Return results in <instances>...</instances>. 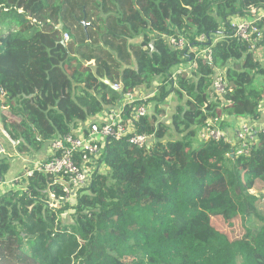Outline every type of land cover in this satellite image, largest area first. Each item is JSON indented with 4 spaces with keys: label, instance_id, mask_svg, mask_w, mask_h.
I'll use <instances>...</instances> for the list:
<instances>
[{
    "label": "trees",
    "instance_id": "16d2710c",
    "mask_svg": "<svg viewBox=\"0 0 264 264\" xmlns=\"http://www.w3.org/2000/svg\"><path fill=\"white\" fill-rule=\"evenodd\" d=\"M250 7L264 0H0V122L18 155L40 154L127 94L155 91L124 112L149 147L108 141L76 200L50 207L64 187L39 171L0 193V264H264V135L241 157L199 137L208 119L228 131L261 116L264 35L247 43L229 24ZM156 32L210 48L212 61ZM219 70L232 93H214ZM141 105L149 113L134 120ZM13 166L0 159V180Z\"/></svg>",
    "mask_w": 264,
    "mask_h": 264
},
{
    "label": "built area",
    "instance_id": "2783aa9c",
    "mask_svg": "<svg viewBox=\"0 0 264 264\" xmlns=\"http://www.w3.org/2000/svg\"><path fill=\"white\" fill-rule=\"evenodd\" d=\"M261 22L264 25V8L250 7L246 14L240 18L234 17L230 19V27L235 32L237 38L247 43H260L263 40L264 29L258 30L255 23ZM258 34V38L254 35ZM158 38L163 39L172 48L177 50H184L189 47V53H194L196 59L202 58L207 62L212 61L211 49L192 48L189 45V40L184 36L176 34L175 36L161 35L156 32ZM205 36H201L198 41L204 42ZM220 36L214 38V43L220 40ZM70 40L68 34H64V41ZM95 66V62L89 63ZM181 71L175 72V76ZM225 70L217 71L213 83V91L218 96L224 95L227 92L232 93V89L227 90L225 82ZM113 88L121 91L122 85H114ZM138 96L135 93L124 96L123 102L114 108H109L104 111L101 120L96 122L94 120L88 121L85 124L79 125L72 133L64 138L53 139L48 142V152L44 161L33 163L30 160L31 155H28L29 165H34L33 168L26 170V177L34 175L35 171L54 176L58 182L63 185L65 197L63 199H56L51 195L50 207H62L67 201L76 200V197L81 191L88 189L93 180V174L97 169V163L101 159L106 143L111 140L122 141L127 140L130 145L139 149L149 147L151 137L147 135L135 134L133 121L131 118L124 119L125 107L135 102L146 101L155 94V91ZM138 91V90H137ZM149 113L144 106L136 108L132 118L139 120ZM261 116L258 120H242L234 125L228 131L219 128L218 119H208L207 126L199 133L201 140H215L224 141L236 151L239 157L250 156L252 151L258 146L259 135H264V112L261 111ZM19 177L14 183L18 182ZM10 183V182H9ZM8 182L0 180V190H3ZM3 187V188H2Z\"/></svg>",
    "mask_w": 264,
    "mask_h": 264
},
{
    "label": "rangeland",
    "instance_id": "374dc122",
    "mask_svg": "<svg viewBox=\"0 0 264 264\" xmlns=\"http://www.w3.org/2000/svg\"><path fill=\"white\" fill-rule=\"evenodd\" d=\"M6 29V32L8 31V29L7 28H5ZM5 31H4V33H6ZM188 67H190V66H188V65H184V66H182V67H179L178 69H175L174 70V72H178V71H180V70H185L186 68H188ZM155 85H157V83L155 84ZM144 93H146L145 92V90H138V91H136V94L138 95V96H140V95H142V94H144ZM145 95H148L147 93L145 94ZM172 101H174V100H169V105H168V107H166V114H165V116L164 117H162L161 119H162V121H164V122H166L167 124L168 123H170V116L173 114V112H174V109L172 108V106H173V103H172ZM175 102V101H174ZM262 108H264V105H263V107ZM263 111V110H262ZM151 112H153V110L151 111ZM150 112V113H151ZM167 115V116H166ZM100 118H101V116H100ZM96 118H94V121H96V122H99L101 119H96ZM249 120V119H248ZM4 130H2V127H1V122H0V146L4 149V150H2L1 151V149H0V159L1 158H6V159H8L10 162H11V166H13L14 164V168H13V170L15 171V172H17V165H18V163H20V165H21V168L19 169V173L16 175V174H14V176L15 177H12V181L9 183V185H8V188H9V190H11V189H15V188H17V187H15L16 185H20L21 184V181H22V179H24V177H23V174L26 172V168H34L35 166L34 165H29L28 164V159H25L26 158V156H24V158H23V155H18V153H17V150L14 148L17 144H15V145H13L11 142H10V140L4 135V132H3ZM200 143H202V142H196L194 145L196 146V147H198V146H200L201 144ZM46 147V146H45ZM28 156V155H27ZM28 158V157H27ZM30 159H31V157H30ZM31 160H33V158L31 159ZM25 163V164H24ZM25 166V167H24ZM11 169H12V167H11ZM102 172H104V173H107V171H106V169L105 168H103L102 169ZM17 177H19V182H16V183H18V184H15V183H13L15 180H16V178ZM15 184V185H14ZM5 190L7 191V187H4V189L3 190H0V193H2L3 191L5 192ZM1 195V194H0ZM62 208V207H61ZM260 209H261V211L263 212V214H264V200H262L261 201V203H260ZM72 216H71V213L70 212H67V211H63V213H62V216H61V219H62V221L64 222V223H72Z\"/></svg>",
    "mask_w": 264,
    "mask_h": 264
},
{
    "label": "crops",
    "instance_id": "0c3cea01",
    "mask_svg": "<svg viewBox=\"0 0 264 264\" xmlns=\"http://www.w3.org/2000/svg\"><path fill=\"white\" fill-rule=\"evenodd\" d=\"M263 110V112H264V108L262 109ZM96 119H100V116L99 117H97ZM95 119V120H96ZM94 120V119H93ZM243 120H248V119H243ZM48 145H46V147H44V150L40 153V154H29V155H31V159L33 158V160H31L32 161V164L33 163H38L39 161H44L45 159H46V157H47V155L49 154V152H48V147H47ZM28 156H26V158L25 159H28L27 158ZM24 158V157H23ZM30 163V161L28 160V164ZM25 164V163H24ZM15 165V164H14ZM25 167V166H24ZM13 168H14V166H13ZM21 168V165H20V163H18V165H17V172H15L13 169L9 172V174H8V176L6 177V179H5V181L6 182H11L12 180V177H14V174H18L19 173V169ZM15 175V176H16ZM6 186H8V185H6ZM3 188V187H2ZM9 189V188H8ZM7 189V190H8Z\"/></svg>",
    "mask_w": 264,
    "mask_h": 264
},
{
    "label": "water",
    "instance_id": "95a60500",
    "mask_svg": "<svg viewBox=\"0 0 264 264\" xmlns=\"http://www.w3.org/2000/svg\"><path fill=\"white\" fill-rule=\"evenodd\" d=\"M59 29L62 30V29H63V25H61V26L59 27ZM62 44L65 45L66 42H65V41H62ZM150 47H151V49H152V52H154V50H155V48H154V41H152V42L150 43ZM152 52H151V53H152Z\"/></svg>",
    "mask_w": 264,
    "mask_h": 264
}]
</instances>
